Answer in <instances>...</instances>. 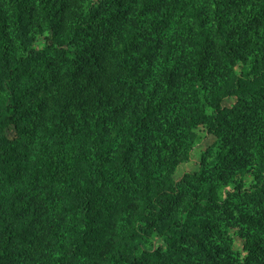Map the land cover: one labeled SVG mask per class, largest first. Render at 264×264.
Segmentation results:
<instances>
[{"label":"trees","instance_id":"trees-1","mask_svg":"<svg viewBox=\"0 0 264 264\" xmlns=\"http://www.w3.org/2000/svg\"><path fill=\"white\" fill-rule=\"evenodd\" d=\"M0 264H264V0H0Z\"/></svg>","mask_w":264,"mask_h":264},{"label":"rangeland","instance_id":"rangeland-1","mask_svg":"<svg viewBox=\"0 0 264 264\" xmlns=\"http://www.w3.org/2000/svg\"><path fill=\"white\" fill-rule=\"evenodd\" d=\"M196 141L197 143H195L190 150L189 158L176 165L174 174L175 180H181L182 176L186 174L192 177V179L194 180V176L192 174L195 170H197V166L200 164L201 155L206 151H209V149L215 143L214 138L208 134H205L204 132H199V138H197ZM238 176V173L236 175H232V180L238 182ZM232 180L231 182L229 180V182L224 186L219 185L217 187L216 193L218 195L219 203H221L224 198L228 197V193H233V189L237 186L232 182ZM247 185L248 183L245 182L244 186L246 187ZM209 215V218L215 220L218 223H221V225L225 223L223 214L220 209L214 211ZM222 228V230L224 231V241L229 244V248L236 257L242 258L244 252L242 250V243L234 232V229H236V227L234 226L233 228H230L229 226H226ZM156 240L159 244H161V240L159 238H157Z\"/></svg>","mask_w":264,"mask_h":264}]
</instances>
